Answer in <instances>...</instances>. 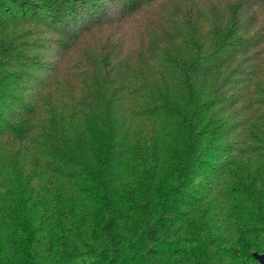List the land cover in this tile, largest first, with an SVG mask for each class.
<instances>
[{
  "label": "trees",
  "instance_id": "16d2710c",
  "mask_svg": "<svg viewBox=\"0 0 264 264\" xmlns=\"http://www.w3.org/2000/svg\"><path fill=\"white\" fill-rule=\"evenodd\" d=\"M264 0H0V264H258Z\"/></svg>",
  "mask_w": 264,
  "mask_h": 264
},
{
  "label": "water",
  "instance_id": "95a60500",
  "mask_svg": "<svg viewBox=\"0 0 264 264\" xmlns=\"http://www.w3.org/2000/svg\"><path fill=\"white\" fill-rule=\"evenodd\" d=\"M254 256L258 260V264H264V254H258L254 252Z\"/></svg>",
  "mask_w": 264,
  "mask_h": 264
}]
</instances>
